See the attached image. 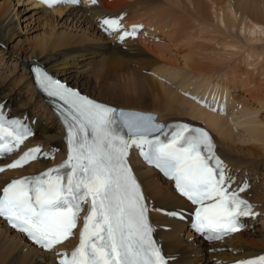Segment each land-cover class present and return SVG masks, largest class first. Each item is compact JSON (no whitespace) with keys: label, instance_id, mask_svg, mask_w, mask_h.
I'll return each instance as SVG.
<instances>
[{"label":"bare ground","instance_id":"obj_1","mask_svg":"<svg viewBox=\"0 0 264 264\" xmlns=\"http://www.w3.org/2000/svg\"><path fill=\"white\" fill-rule=\"evenodd\" d=\"M107 1L81 8L33 5L44 29L29 40L19 22L27 7L17 6L30 1L0 0V103L12 114L37 118L36 134L28 144L63 149L64 129L36 93L26 67L27 62H39L87 94L124 110L155 114L158 123L169 119L204 123L215 134L231 176L249 185L242 193L255 203L257 218L224 241L206 244L185 222L159 213L160 208L187 203L155 170L136 162L163 254L173 264H223L263 254L264 118L258 114L264 109V0H111V9ZM119 14H125L127 24L140 23L146 34L119 45L98 32V21ZM206 34L219 40L220 50L208 53L205 60L184 54ZM159 35L169 40L166 47L155 43ZM169 46L176 55H169ZM250 86L255 89L249 102L239 100L236 88L243 93ZM234 126H245L246 139L254 145H239L245 139L234 133ZM51 163L37 160L27 168L5 172L0 187L18 174ZM0 264L57 262L52 253L29 245L0 222Z\"/></svg>","mask_w":264,"mask_h":264},{"label":"snow or ice","instance_id":"obj_2","mask_svg":"<svg viewBox=\"0 0 264 264\" xmlns=\"http://www.w3.org/2000/svg\"><path fill=\"white\" fill-rule=\"evenodd\" d=\"M44 2L51 6L64 0ZM102 24L112 32L122 28L119 18H105ZM138 27L119 38L135 35ZM37 71V83L68 108L69 154L58 166L7 183L0 195V217L49 251L74 236L82 220L78 246L59 253L58 264H167L152 236L141 184L128 162L133 146L198 206L193 226L210 239L239 231L240 218L255 215V205L240 196L249 185L233 188L234 179L204 128L183 122L165 125L153 113L99 103ZM31 135L22 121L6 120L0 111V156L17 150ZM37 154L48 155L38 146L6 167H23ZM85 206L87 214L81 217ZM235 264H264V255Z\"/></svg>","mask_w":264,"mask_h":264},{"label":"rangeland","instance_id":"obj_3","mask_svg":"<svg viewBox=\"0 0 264 264\" xmlns=\"http://www.w3.org/2000/svg\"><path fill=\"white\" fill-rule=\"evenodd\" d=\"M109 1H111V0H108L107 1V4H108V8L109 9H111V5L109 4L110 2ZM129 1V0H128ZM120 4V6L121 5H124V4H122V3H119ZM116 6L118 5V4H115ZM114 5V6H115ZM33 5H31V4H23V3H20L19 4V6H17V8L18 7H20L21 9L22 8H26L27 10H26V12H24L23 14H20L19 15V22L21 23L20 24V26H21V28H22V31H23V33H26V35H27V39H29V40H33V39H35L38 35H40L41 34V32H42V29H44V25L42 24V22L41 21H39V19H38V14L37 15H35L34 14V9H32L31 7H32ZM113 6V7H114ZM114 7V8H117V7H119V6H117V7ZM29 8V9H28ZM102 8V7H101ZM17 34H18V37H20L22 40H25L26 39V36H24V35H21L20 33H19V31H18V29H17ZM160 37H158V39H156L155 40V43L156 44H158V45H161V47H166V46H164V45H168L169 44V40L167 39V38H163L162 37V35H159ZM212 36V35H211ZM211 36L209 35L208 36V34H206V35H204L203 36V38H201V39H196L194 42H193V44L192 45H190V46H188L189 48H187V49H185L184 50V54H190V53H193L195 56L197 55V56H199L198 58L200 59V58H202L203 60H205L206 58H207V55H208V53L209 54H211V55H213L215 52H217L218 50H220V45H219V47H218V44H217V42L219 41L217 38H214V39H211ZM160 38H162L161 40H160ZM213 38V37H212ZM167 39V40H166ZM216 39H217V41H216ZM213 48V49H212ZM216 49H217V51H216ZM124 50H127V49H124ZM167 52L169 53V55L170 56H174V55H176V49H174L173 47H171L170 48V46H169V48H167ZM198 52V53H197ZM201 52V53H200ZM202 52H203V54H202ZM205 52H206V54H205ZM213 52V53H212ZM197 53V54H196ZM202 56V57H201ZM144 59H149L150 57L149 56H147V57H143ZM205 58V59H204ZM124 59H126V58H124ZM182 59V58H181ZM180 59V60H181ZM183 60V59H182ZM181 60V61H182ZM127 62H129V61H127ZM133 66L132 67H137V65L135 66V63H133L132 64ZM143 71V73H146V72H144V71H146V70H142ZM147 74V73H146ZM167 84L169 85V82L167 81ZM254 85H256V82H255V84ZM254 85H252L253 87H255ZM258 85V84H257ZM252 86H250V89H251V87ZM175 87V86H174ZM252 87V88H253ZM248 90V91H246V92H243L242 93V91L239 89V88H236V94H237V97L239 98V100H241L242 99V101L243 102H247L248 101V99H249V97H250V91H251V94L253 93L252 91L255 89V88H253V89H251V90ZM242 93V94H241ZM241 95H243V96H245V97H243V96H241ZM247 100V101H246ZM249 102V101H248ZM247 102V103H248ZM258 117L260 118L261 117V119H263L264 118V109H261V111H260V113L258 114ZM263 117V118H262ZM243 126V125H242ZM236 127V128H235ZM234 133L236 134V135H239L240 137H242V139H245V141L244 140H242L241 142L240 141H238L237 143L239 144V145H241V146H250V145H254V143H252V142H249V141H247V132H246V130H245V126L244 127H240V126H234ZM260 206H263V204H261ZM256 227V226H255ZM252 229H254V228H252Z\"/></svg>","mask_w":264,"mask_h":264}]
</instances>
